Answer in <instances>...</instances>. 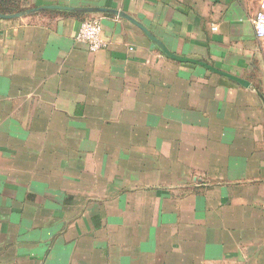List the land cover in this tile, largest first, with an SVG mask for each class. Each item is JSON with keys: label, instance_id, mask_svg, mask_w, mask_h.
I'll use <instances>...</instances> for the list:
<instances>
[{"label": "crops", "instance_id": "obj_1", "mask_svg": "<svg viewBox=\"0 0 264 264\" xmlns=\"http://www.w3.org/2000/svg\"><path fill=\"white\" fill-rule=\"evenodd\" d=\"M24 1L250 85L113 13L0 18V264H264L261 0Z\"/></svg>", "mask_w": 264, "mask_h": 264}, {"label": "water", "instance_id": "obj_2", "mask_svg": "<svg viewBox=\"0 0 264 264\" xmlns=\"http://www.w3.org/2000/svg\"><path fill=\"white\" fill-rule=\"evenodd\" d=\"M52 9L79 11V12H84V13L107 12V13L116 14V15L121 16V17H126V18L130 19L133 23H135L138 27H140L154 42H156V44H158L162 48V50L167 55L171 56L172 58H175V59L180 60V61H189V62L201 64V65L207 67L208 69H210L212 71L218 72L222 75H225V76L237 81L240 84H243L246 86L250 85L249 82H247V80L240 78V77H237V76H234L232 74L226 73V72H222V71L214 68L213 66H211L205 62H201L199 60L192 59V58L179 56V55L169 51L166 48V46L163 44V42H161L157 37H155L143 24H141L139 21L135 20L131 16L125 14L124 12H121V11H118L115 9L103 8V7H74V6L52 4V5H43V6L34 7V8L29 9V10L19 12V13H15V14H0V18H4V19L19 18V17H22V16L27 15V14H31V13H35V12H39V11H44V10H52Z\"/></svg>", "mask_w": 264, "mask_h": 264}, {"label": "built area", "instance_id": "obj_3", "mask_svg": "<svg viewBox=\"0 0 264 264\" xmlns=\"http://www.w3.org/2000/svg\"><path fill=\"white\" fill-rule=\"evenodd\" d=\"M255 32L260 39H264V0L260 1L254 19ZM103 26L98 18L84 19L76 34V41L87 44L91 52H97L106 46L103 39Z\"/></svg>", "mask_w": 264, "mask_h": 264}, {"label": "trees", "instance_id": "obj_4", "mask_svg": "<svg viewBox=\"0 0 264 264\" xmlns=\"http://www.w3.org/2000/svg\"><path fill=\"white\" fill-rule=\"evenodd\" d=\"M31 6H29L24 0H0V14H15L19 12H23L29 10ZM65 13H72L77 15H85L84 13L79 12H71V11H59ZM85 19H87L85 17Z\"/></svg>", "mask_w": 264, "mask_h": 264}]
</instances>
